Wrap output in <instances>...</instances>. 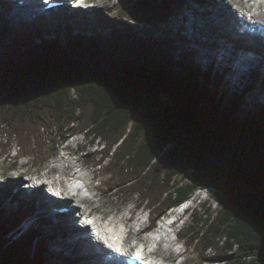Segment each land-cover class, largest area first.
Segmentation results:
<instances>
[{"label":"trees","instance_id":"obj_1","mask_svg":"<svg viewBox=\"0 0 264 264\" xmlns=\"http://www.w3.org/2000/svg\"><path fill=\"white\" fill-rule=\"evenodd\" d=\"M119 1L120 14L149 26L169 24L185 4ZM97 17L100 31L60 28L59 40L33 23L0 27V133L5 128L37 163L57 153L58 139L102 141L87 162L106 163L108 186L139 195L155 217L213 187L220 210L206 202V218L195 214L182 232L189 248L201 262L214 252L224 264H264V106L238 117L254 91V71L242 91L230 89L221 64L204 70L188 51L176 59L182 34L144 38ZM38 144L44 151L34 152ZM24 213L0 201V264H76L54 255L34 229L16 236Z\"/></svg>","mask_w":264,"mask_h":264},{"label":"rangeland","instance_id":"obj_2","mask_svg":"<svg viewBox=\"0 0 264 264\" xmlns=\"http://www.w3.org/2000/svg\"><path fill=\"white\" fill-rule=\"evenodd\" d=\"M97 1H99V0L94 1L95 2L94 8L92 10L90 9L92 16H94L93 14H95V11L98 12V14L96 15V22L97 23H99V21L97 20V18H98L97 16L99 14H101V16L105 19L120 21V23H118L116 26L118 28H120L121 30H123L125 27L129 26L135 32H137L138 36H141L144 38H146V37H148V38H150V37H167L168 35L173 37L174 34H176L178 32L177 29H178L180 22L182 21V19L184 17V14L187 12V14L190 17H193V15L195 14L196 15V21L198 23V31L201 33V38H199V37L197 38L195 36L188 37L186 34H183L190 41L187 43H180V42L178 43L179 45H181L180 46L181 49L175 50L174 55H175L176 59L179 60L181 58L180 53H183L185 50V51H190L192 53V57H193L195 64L204 70H206V68L209 66V64H211V61H216V63H218V64L223 63V65L227 66L231 71V78H232L231 86L233 87V90L236 89V87H238V88L240 87L238 89L239 92L242 91L244 84L249 82L248 79H246L242 85L239 84L241 74H237L235 72V70L233 69L234 67L232 66L231 62L224 60L222 57L220 58L219 55H217V51H219L222 47L215 49L214 46H216V45L219 46V43H225V44H232V43L229 42L228 40H225L224 36L218 35L217 26H216V24H214V22H212V20L217 21L218 23L220 22L219 19H217L215 17H214L215 20L213 18H211L212 12L216 11L218 9V7H221V4H216L214 2V0H210L209 1L210 4L209 3L208 4H197L194 1L183 0V1H185V5L183 8H181L179 15H177L176 17H173L169 24H159L156 26L139 24L136 21H133L127 17H124L123 14L119 13L120 11L123 10L119 5V3H120L119 0H102V2H100L99 4ZM247 1L248 0L242 1L243 4H236V1L234 0L233 3L231 4V6H232V8L237 7V5L244 6L243 12L246 14L245 19H247V17L249 18L251 16V14L252 15L257 14L260 16V18L256 19L257 23L258 22L264 23V6L261 8L254 6V8L252 10H248V9L245 10V6H247V5L250 6V4ZM252 1L253 0H251V3H252ZM80 9L85 10L84 8H80ZM78 19L81 20L80 17ZM235 19H238V18H235ZM109 20L108 21L101 20L100 23L102 25H104L105 27L115 26L111 22L108 23ZM190 20H192V18H190ZM48 21H50V20H48ZM3 22H6V24H12V25L18 24V23H26V21L20 20L19 18H14V20H10V22H9V19L7 20L6 17L1 16L0 17V26H2V24L4 25ZM81 22H83V21L81 20ZM92 24H95V23L89 22L87 24H80L81 26L77 27V26L72 25V24L66 25V24L61 23V24H57V27L64 29V30L66 29L68 32H74V33L82 32V31H84V28H90V29H95V30L99 29L98 27L97 28L94 27ZM31 28L34 30L35 26L32 25ZM219 33H224V32L220 30ZM187 34L190 35V32H187ZM221 39H223V40H221ZM197 40L199 42H201V46L198 44H194ZM202 40H204V42ZM219 40H221V41H219ZM34 41L36 43L35 39H34ZM232 45H234V44H232ZM204 52H207V53L205 54V56L202 57ZM204 58H207V59H204ZM256 70H257V72H259V75L256 79V82L253 84L254 91H252L250 93V95L247 96L246 102H244V104L242 105L243 110L238 114L239 115L238 117H242L245 114L254 113V110H255V108L257 109V106H264V88L261 89L263 77L260 75L261 69L258 68ZM230 89H232V88L230 87ZM165 99H167V97ZM253 105H255V107H253ZM4 130L5 131L0 133V152L4 151L2 144H7L9 146L8 149H6L8 157L6 156L7 159L6 158L4 159L2 156H0V163H3V165H5V166H10L11 164L12 165L16 164L15 165L16 168H20L22 164H28L29 166L33 165V166H30V169H31V171H35V172H37L41 168L44 169L47 167H52V163L55 161V159H51L47 162L45 161L46 163L45 164L43 163L44 165L36 164L37 161H33V159L31 157L16 159L14 156L16 155L17 151H19V147H20L18 140H14L13 138H11V136L9 135L7 130L5 128H4ZM50 136H53V135H50ZM68 140H69L68 143L71 145L72 149H78V147H82V148L84 147L85 148L84 152H78L75 155L76 157L69 158V161L74 160L75 158H79V157L82 160H84L87 158V155H88L87 152L90 153L92 156H94V154L99 153L104 148L102 141L96 140L94 143H92L91 138L84 137L83 135H77V137H73V138L70 137ZM58 141H59V139L57 140V142H56L57 144H55V147H56V149L58 148V150H57L58 157H61L65 154V153H61V149H62V147H64L65 144H59L58 145ZM50 142H48L47 144L46 143L44 144V148H45V146H47L48 152L51 151L52 144L55 141L52 140V142L51 143ZM44 148L41 149L39 144H38V147L35 149L34 152L44 151ZM48 152H46V153L43 152V154L44 155L49 154ZM38 159H41V158H38ZM107 162H109V161H107ZM38 163L41 164L40 161ZM73 164H74L73 165L74 168L77 167V165H78L77 163H73ZM105 164L106 163H104V165ZM104 165L96 167L95 165H93V163H91L90 167H89V172H88L90 178L92 177L93 174L96 175L97 179L94 180L93 183L95 186H97L99 188L98 193H101L102 197H103L101 199L100 203H97L96 206H100V208H102L105 213H108L110 211L115 212V211H117V209L120 211H126L128 208L134 207V205L139 203L142 198H140L139 195H130L131 194L130 191H127V193H125L123 195H119V193H122L121 191H123L125 189V186H123V185H117V187L108 186V184L106 183V180H108V178H106L104 176V172H103ZM8 169L11 170L12 168H8ZM18 172H20V171H18ZM186 174L190 175L191 171H188ZM25 177H26V179L30 178L29 176H25ZM26 179L25 178L23 179V177H22L21 180L25 182ZM18 181L19 180L17 179V184H19ZM15 184L16 183H14V185L12 184L11 187L12 186L14 187ZM8 188H9V186H8ZM8 188H5V186L3 184H0V196L1 197H6L7 193H4V191L7 190ZM214 193H215V191H213L209 195V193L207 191L202 190V191H197L192 196L193 202L194 201L195 202L193 203V205H192L191 209L188 211V213L184 216L182 223H180L179 226L174 228L175 232L170 235L171 240H175L177 232L180 231L181 238L183 239V242L181 241L180 244H178L176 247L169 246V244H168L167 245L169 247V249H168V247L166 245L160 247L158 242L155 241V239H153V241H152L153 245L155 247H157L160 252H163L166 255H172L170 258L174 259V261H173L174 264H184V261L186 262L185 264H216L213 262L214 261L213 260L214 259V252H209L208 253L209 256L207 257V260L204 262H201L200 257L195 252L196 250L194 251L193 249L189 248V246L191 245L190 240L186 241V236H185V234L182 233L188 225H190L194 222V220H195L194 218H195L196 213H197L198 217L203 215L202 218L203 219L206 218L207 215L205 212V208L203 207V205L206 202L209 204H212V206H213L212 208L216 213L220 210V205L215 203L214 198L211 196V195H214ZM7 199L8 198L2 199V201L8 204V202L10 203V201H7ZM126 199H128V200L126 201ZM140 206H146V208H147L146 211L151 212V219L153 220V216H155V211L154 210L151 211V208H153V207H150V206L146 205L145 203H143ZM136 209H137V207L133 210V213H132L133 215H131L132 217L130 216V218L132 219V221L134 220V223L138 227L139 224L136 223L135 219L137 218V216L139 214L137 216H135ZM174 212H175V210H174ZM120 214H122V213H120ZM41 217L43 218V215L40 216V218ZM142 218H143V221H147L146 214ZM26 221H27V219H26ZM64 222L65 221H63V220L59 221L58 225L52 221H50V224H47L44 222L43 223L37 222L33 226V228L38 233L40 231V233L44 234V238H42L43 240L45 238H47L45 243H46V245H48L47 246L48 249H51L53 251L56 250L57 252H59L61 254V252L63 251L62 250V248H63L65 251V253L62 252L63 253L62 256H64V259H65V257H68L69 259H72V258H75V259L78 258L79 259L80 256L76 251L77 246L75 248L72 247L73 244L64 246V242L66 241V237L62 234V232H63L62 226H63ZM20 231H23V230H20ZM52 236L53 237L55 236L56 238H52ZM50 237L52 239H50ZM142 237H144L143 239H145V237H147V234L142 235ZM40 238L41 237L39 236V240H40ZM166 250H168L170 253L167 252ZM185 250H187V251H185ZM79 261L81 263V260H79ZM83 262H84V264H87L86 259H84ZM49 263L54 264V262L50 261V260H49ZM56 264H58V263H56ZM221 264H224V263L221 262Z\"/></svg>","mask_w":264,"mask_h":264},{"label":"bare ground","instance_id":"obj_3","mask_svg":"<svg viewBox=\"0 0 264 264\" xmlns=\"http://www.w3.org/2000/svg\"><path fill=\"white\" fill-rule=\"evenodd\" d=\"M233 1L234 0H214V2L216 4H221V7H218V9L216 11H213L211 14V18L214 19V17H215V18L219 19V21H220L218 23L217 21L212 20V22L217 24L223 32H227L229 34L238 33V31L240 29L239 24L241 25L240 21L245 22V23L250 21L249 23H251L254 19H256L259 16L257 14H253V15L251 14V16L249 18L247 17V19H245L246 14L243 12L244 6L237 5V7L232 8L231 4L233 3ZM235 1H236V4H243L242 1H245V0H235ZM97 2L99 4L100 2H102V0H99ZM247 2L250 4V6L249 5L245 6V10H247V9L252 10L254 6L258 7V8H261L264 6V0H256V5H254V6H253V1H252V3H251V0H248ZM15 3H17V1L14 2L13 4L11 2L3 4V2L0 1V17L1 16L6 17L7 20L8 19L14 20V19H12L14 13L12 10L13 7H11V6L12 5L14 6ZM79 17L81 18L82 21L85 19L83 16H79ZM190 18H193V17H190ZM235 18H238V19H235ZM72 20H73V14H72ZM81 20L77 19L76 23H80ZM193 20L195 21V19H193ZM64 22L66 25H69V22L66 19L64 20ZM3 23H4V27H7L6 22H3ZM242 28H244V30H245L243 32L245 34V36L248 37L249 36L248 35L249 34L248 28L245 25H243ZM232 44L219 43V46L218 45L214 46L215 49L222 47L219 51H217V55H219L220 58L222 57L224 60L231 62L232 66L234 67L235 72L238 74H244V73H247L249 70L254 71L258 68L261 69L260 75L263 77L262 82H264V55L260 54L255 49H240V48H238ZM206 53L207 52H204L202 57L205 56ZM204 59H207V58H204ZM92 143H93V141H92ZM68 150H69V152L64 154L63 156H61L59 158L60 161L57 160V162L55 164V165L61 164L64 166L65 172L63 174H60V177H61L60 180L62 182L66 181V179L71 175H73L74 178L76 177V175L79 177H83L85 175L84 172H77L79 169V166L83 167V169L86 170L87 172H89V167H90V164L87 162V159L82 160L79 157V158H75L74 160L69 161V158L76 157L75 155L77 154V152H76V149H72V148H68ZM0 155L4 159L5 158L7 159V157H8L7 151H1ZM69 156H71V157H69ZM73 163H77L78 164L77 167L74 168ZM5 167H8V166H5ZM56 171H57L56 167L52 166V167L45 168L43 173H40L39 171H37V172H39L38 174L40 177H48V178L50 177V178H53V181L55 182L54 173ZM22 175L23 174H21L20 177H22ZM20 177H16L15 175H13L9 178L8 186L10 189L13 188V186L11 187L12 184L14 185V183H16L15 186L18 185L17 179H19ZM94 178H97L95 174H93L91 178L89 176H88V178H86L87 185L89 184V186L92 187V189H94V191L92 192V196L90 198V206L88 207V210H86V211L92 212V213H95V212L100 213L99 219H101L103 217H109L110 221H116V219H120V220L125 221V222H130L132 220L130 218V216L133 215L132 213H133L134 207L128 208L126 211H120L117 209V211H115V212L110 211L108 213H105L103 211V209L100 208V206H96L97 203H100V201L103 197H102L101 193H98L99 188L97 186H95L93 183ZM6 188H8V187H6ZM79 190L80 189H78V191ZM47 191H49V193H50V190H47ZM207 192H209V191H207ZM26 193L29 194V191H27ZM22 196H24V194H22ZM72 201L73 202L66 200L64 202L59 203V200H57V198L50 197V196H48V193L46 195V194H44V192L38 190L36 195L30 199L27 211L21 216L20 223L18 224V226L21 227L22 229H29V228L33 227L41 219H43L45 216H50L51 214H53L52 210L54 207H57L59 205H61L62 207H68L70 209V211L68 213H57V214H55L54 218L56 220L57 225H58L59 221H62V220L65 221L63 226H62V228H63L62 234L66 237V241L64 242V246L70 245V244L71 245L73 244L72 247H74V248L77 246L76 251L79 254L80 258L79 259L78 258L77 259L72 258V259L75 261L76 264L80 263L79 260H81L80 264H84V262H83L84 259H86L87 264H91L92 261H96V264H105L106 263V259H105L106 252L102 248L96 246L93 242H90L88 238L84 239V238H79L77 236V225L78 226L80 225L79 224L80 218H78V216L76 215V213L78 212L77 211L78 209L75 206V202H76L75 196L73 197ZM136 205L139 206V205H141V203L139 202ZM120 213H122V214H120ZM165 214L167 215V212H165ZM42 215H43V218L42 217L40 218V216H42ZM72 216H74V219H72ZM155 216H157V215H155ZM26 219H27V221H26ZM82 234L83 233H81V235ZM137 235H138V238L140 240L144 238V237H142V235H144V233H142V232H137ZM52 238H54V237L52 236ZM52 238L50 237V239H52ZM45 239H47V238H45ZM136 248H139V247L136 246L135 249ZM62 250H63L62 252L65 253L63 248H62ZM166 251L169 252L168 250H166ZM62 252H61V254H63ZM91 252L92 253L94 252L96 256L99 255L100 258H98V259L92 258V260L89 263L88 259L91 258V257H89ZM173 261H174V259H172L170 261V264H174ZM185 263L186 262L184 261V264Z\"/></svg>","mask_w":264,"mask_h":264},{"label":"snow or ice","instance_id":"obj_4","mask_svg":"<svg viewBox=\"0 0 264 264\" xmlns=\"http://www.w3.org/2000/svg\"><path fill=\"white\" fill-rule=\"evenodd\" d=\"M137 259H140L141 258V254L139 252L135 253Z\"/></svg>","mask_w":264,"mask_h":264}]
</instances>
